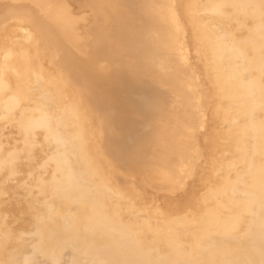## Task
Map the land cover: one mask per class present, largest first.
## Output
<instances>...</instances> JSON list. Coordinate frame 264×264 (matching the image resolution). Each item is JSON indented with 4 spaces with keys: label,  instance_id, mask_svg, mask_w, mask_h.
Returning a JSON list of instances; mask_svg holds the SVG:
<instances>
[{
    "label": "bare ground",
    "instance_id": "6f19581e",
    "mask_svg": "<svg viewBox=\"0 0 264 264\" xmlns=\"http://www.w3.org/2000/svg\"><path fill=\"white\" fill-rule=\"evenodd\" d=\"M58 1L29 2L39 18ZM174 1L89 0L96 22L83 37L61 5L46 21L24 7L28 27L7 26L0 137L12 124L22 141L9 150L1 137L0 169L17 172L26 157L49 170L20 183L15 210L30 213L35 239L1 226L0 264H264V0ZM199 146L207 167L185 202L154 205L120 186L119 171L179 187ZM29 245L47 262L20 261Z\"/></svg>",
    "mask_w": 264,
    "mask_h": 264
},
{
    "label": "rangeland",
    "instance_id": "374dc122",
    "mask_svg": "<svg viewBox=\"0 0 264 264\" xmlns=\"http://www.w3.org/2000/svg\"><path fill=\"white\" fill-rule=\"evenodd\" d=\"M12 0H0V18H2V19H0L1 21H0V41H1V43L4 41L3 40V36L2 35H4V37L6 38V32L8 31V34H9V31L10 32H12L13 31V29L15 30L16 29V27L17 26H19V27H22V26H20V24L21 23H24V24H22V25H24V26H26V24L28 23V22H25L24 20H22L23 22H20L19 21V19L21 20V18H20V16H17V14L19 15L20 13H22V11H23V8H24V11H23V15H21V16H23V17H25V18H29L28 16H29V14L27 15V14H25L24 12H27V13H29L30 12V15H31V13L33 12V10H35L34 11V13L36 12V15L38 14V12L36 11V7H34V3H30L28 0H14V1H12ZM32 1H34L35 3H36V1H38V0H32ZM43 1L44 0H42V2H40V1H38L37 3H41V4H37V6L38 7H40L41 5H42V3H43ZM48 1V0H47ZM46 1V2H47ZM62 2V1H65L64 3L62 2L60 5L61 6H63V9H64V6H66V10L65 11H68L69 12V14L67 13V14H65L66 12H64L63 11V9H61L60 8V5H59V3L58 4H56L55 6H54V4L57 2H54V3H51V5H48V6H50V8H48L49 10L54 6L55 8H56V6L58 5L59 6V9H60V11L62 10V12L65 14V15H67L68 17L69 16H71L70 18H71V21L74 23V25H73V23H72V25H73V28L75 27L76 28V26H77V28H78V30H79V33L77 32H75L76 34H78V35H81L82 37H83V34H85V31H86V29L88 30V28H90L92 25H93V23L95 24V20H94V17H92V16H89V15H94L93 14V12H92V10L90 11V9H89V6H88V2H89V0H59L58 2ZM174 1V0H173ZM178 0H175L174 2H177ZM12 4H11V3ZM27 2V3H26ZM46 2L44 1V3H43V6L45 7V8H47V6H46ZM10 3V4H9ZM48 4H50L49 2H47ZM68 3V4H67ZM20 4V5H19ZM45 4V5H44ZM52 4H53V6H52ZM64 4V5H63ZM81 4V5H80ZM9 5V6H8ZM13 5V6H12ZM15 5H17V7L15 6ZM30 5H33V6H30ZM8 6V7H7ZM14 6L16 7V8H14ZM20 6H23V7H21V8H19ZM42 6V7H43ZM58 6H57V10H59L58 9ZM10 7V8H9ZM34 7V8H33ZM44 7H43V9H44ZM2 8H3V10H2ZM9 8V9H8ZM33 8V9H32ZM36 8V9H35ZM10 9H12V10H10ZM19 9H21V10H19ZM31 9V10H30ZM48 9H44V10H42V9H40V10H42L39 14H41V15H39L40 17V20L41 21H43V20H45L44 18L46 17V15H45V12H47L48 13ZM10 10V11H9ZM14 10L16 11L15 13H14ZM19 10V11H18ZM26 10V11H25ZM38 10H39V8H38ZM39 10V11H40ZM84 10V11H83ZM12 11V12H11ZM59 11V12H60ZM44 12V13H43ZM14 13V14H13ZM34 13H32L33 15H31V16H34L33 18H35L36 17V15L34 14ZM70 13H71V15H70ZM88 13V14H87ZM5 14V15H4ZM9 14V15H8ZM15 14H16V16H15ZM24 14H25V16H24ZM44 15V18H43V20L41 19L42 17H43V15ZM1 15H3V16H1ZM12 15V16H11ZM88 15V16H87ZM4 16H6V18L4 17ZM86 16V17H85ZM93 19H92V18ZM9 18V19H8ZM11 18H13V19H11ZM15 18V19H14ZM37 18H38V15H37ZM38 18V19H39ZM75 18V19H74ZM18 19V20H17ZM23 19V18H22ZM32 19V18H31ZM77 19V20H76ZM35 21L37 20V19H34ZM47 20V19H46ZM45 20V21H46ZM95 22H94V21ZM18 21H19V23H18ZM1 22L2 23H4V24H2L1 25ZM7 22V23H6ZM16 22H17V24H16ZM39 22V20H37V22H35V24H36V28L34 27V25L32 24L33 22H31L30 24H29V26L30 27H32L33 29H35L37 32H39V31H41L42 29L44 30L45 28H41L40 27V24L38 23ZM75 22H76V24H75ZM78 22V23H77ZM93 22V23H92ZM26 23V24H25ZM9 24L12 26V27H15V28H13V29H11V28H8V27H10L9 26ZM92 24V25H91ZM16 25V26H15ZM38 25H39V27L41 28L40 30H39V28H38ZM91 25V26H90ZM3 26V27H2ZM8 26V27H7ZM19 27H17V28H19ZM26 27H28V26H26ZM76 28V29H77ZM82 28V29H81ZM76 29H74L75 31H76ZM47 30V29H46ZM82 30V31H81ZM84 31V32H83ZM46 32V31H45ZM82 32V33H81ZM35 35L37 36V34H36V32H35ZM38 36H39V33H38ZM80 36V37H81ZM4 43V42H3ZM2 45V44H1ZM39 46H40V44H39ZM39 46H38V48H39ZM42 46V45H41ZM40 46V47H41ZM42 48H43V46H42ZM40 50V49H39ZM45 49L43 48V49H41L40 51H41V53H42V55H43V66L44 67H48V69H50V67H51V65H50V63H52V61H51V58L53 57H51V55H50V53L49 52H45L44 51ZM48 54V55H47ZM50 57V58H49ZM50 59V60H49ZM45 60H47V63H46V61ZM51 61V62H50ZM46 63V64H45ZM133 92H136V91H133ZM132 92V93H133ZM139 91H137L136 93H133V95H132V93H131V95L134 97V98H139L140 96V98H142L143 96H145V94L144 93H142V92H139ZM135 94V95H134ZM137 95V96H136ZM143 95V96H142ZM139 96V97H138ZM136 98V99H137ZM16 112V111H15ZM14 112V113H15ZM2 121V122H1ZM4 122L6 123V121L4 120H0V126H2V124L3 125H5L4 124ZM208 123H210V121L209 120H207V123L206 124H208ZM8 124H6V126H7ZM11 126L9 127V131H10V133H11V135H10V133L8 132V134L6 133L4 136L2 135L1 137H2V140L1 141H3L2 143H4V145H2L3 147H5V148H7V149H9V150H11V149H13L15 146H16V144L18 145V143H20L21 141H22V139H21V136L19 135V133L17 132V130H16V128H14V126H12V124H10ZM207 126V125H206ZM205 126V127H206ZM12 128H14V130L12 129ZM209 128V127H208ZM10 129H12V130H10ZM206 130H207V127H206ZM5 131H8V128H7V130H5ZM15 131V134L13 133L12 134V132H14ZM197 131V130H196ZM204 132H207V131H205V128H199V130L195 133V138H197V137H199V136H197L196 134L198 133V135H202L203 136V134H204ZM7 135V137L6 138H4L5 136ZM16 135V136H15ZM11 136H13V137H11ZM15 136V137H14ZM18 136V137H17ZM1 137H0V139H1ZM9 137V138H8ZM11 138V139H10ZM8 139V140H7ZM14 139H16V140H14ZM4 141H10L9 143H11V146L9 145H7L8 144V142H4ZM13 141L15 142V143H13ZM13 144V145H12ZM14 144H15V146H14ZM20 145V144H19ZM11 148V149H10ZM201 150H203L204 152L205 151H207L206 153H204L203 151H201ZM199 154H201L200 155V157H199V159L195 162V163H199L200 164V166H199V164H197V167H195L194 168V166H193V168L191 169V170H189V172H188V175L186 176V177H184L183 178V182H182V184L179 186V187H177V188H170V187H167V186H165V185H163V184H161V182H158V181H151L152 182V184H151V182H150V184L149 183H145V182H141L140 180V177L138 178V175H137V177L135 178L134 176H136L135 174H133V175H128V176H126L127 174H125V173H123V175L124 176H122V171H119L118 172V174L120 175V176H122L121 178H120V176H119V180H120V186L122 185H125V187H131L134 191H136V193L138 194V195H140L141 197H146L147 199L148 198H150L151 200V202L155 205V204H158L159 202H161V203H163L164 205L166 204V202H170V203H172L171 201H173V204L175 203V204H181V203H183V202H185L186 200L184 199V198H186L187 199V197L189 196V194H191V193H193L192 191H194V188H197L198 186H200V181L202 180H200L199 178H201L202 177V175H204L203 174V170H206V167H207V158H206V156H208V155H206L205 156V154H207L208 153V149L207 148H202L201 146H199ZM202 154H203V156H205V159H203V157H201L202 156ZM25 158V159H24ZM201 158V159H200ZM27 158L26 157H21L19 160H18V162L21 164V165H19V167H17V172H19V173H22V174H19V173H17L16 172V170L14 171V173L16 174V176H15V174L12 172V174H11V172L9 173L10 175H12V177H10L9 176V174H7L9 171H7L6 172V170L7 169H4L3 171L4 172H2L1 171V169H0V171H1V173H0V179L2 178V180L1 181H3V182H1L0 181V183H3V185L2 186H4V188L1 186V184H0V186L2 187H0V198H2L3 196H2V194H4V196L5 197H3L2 198V201H1V199H0V213L2 214H0L1 216H0V221L1 220H3V221H1L4 225H2V223H1V225H0V227L2 228V229H4V228H8L12 233H13V235H14V237H15V240H17V238L19 237V235H22V236H20L22 239H19L18 241H21V242H26V240L28 241L29 240V238H28V236L30 237L31 235H28L29 233H31V234H33V231H34V228H33V226H34V224L32 223L33 221H31V218H30V213L29 212H23V211H21L20 209V206L21 205H23V203L25 202V200H26V196H27V193H26V188H24L26 185V182H28V181H24L25 179L26 180H28L27 179V177H29L28 175H30L29 173H31L32 172V174H31V178L29 179V180H31L32 179V177H34L33 175H34V173H39L40 174V176H42L41 174L43 173V174H47V170H49V167L47 166L48 164H46L47 163V159H43V161L45 162V164H46V166H45V164H43L42 163V160H40V159H38L37 158V161H35V160H32L33 162H30L29 161V163H28V160H26ZM24 160V161H23ZM40 160V161H39ZM23 161V162H22ZM201 161V162H200ZM203 161V162H202ZM31 163V164H30ZM35 163V164H34ZM39 163V164H38ZM25 166H24V165ZM30 164V165H29ZM204 164V165H203ZM36 165H38V168L36 167ZM42 165V169H40L41 166ZM205 166V167H204ZM27 167V168H26ZM40 167V168H39ZM202 167H204L203 169H201ZM22 168V169H21ZM34 168V169H33ZM21 169V170H20ZM25 169V170H24ZM30 169V170H29ZM39 169H40V171H39ZM195 169H198L197 171H199V174H194L195 172H197ZM34 170H35V172H34ZM42 170V171H41ZM24 171V172H23ZM29 173H28V172ZM44 171V172H43ZM26 172L28 173V174H26ZM34 172V173H33ZM41 172V173H40ZM202 172V173H201ZM205 172V171H204ZM191 173H193V175L191 174ZM195 175V176H194ZM198 175V176H197ZM200 175V176H199ZM6 176V178H8L9 177V179H11L12 180V182L10 183L9 181H11V180H8V179H6V178H4V180H3V177H5ZM18 176V177H17ZM43 176H46V175H43ZM16 179V180H13L14 178ZM127 179H126V178ZM199 177V178H198ZM18 178V179H17ZM123 178V180H124V182L121 180ZM137 178H138V181L140 182H138L137 181ZM189 178V179H188ZM197 178V179H196ZM6 179V180H5ZM126 179V180H125ZM131 179H132V181H131ZM140 179V180H139ZM22 180H23V184H24V182H25V186H23V184H20L21 182H22ZM6 181V182H5ZM13 181H15V182H17V183H15V182H13ZM126 181V182H125ZM129 181H131L132 183H130ZM189 181L191 182L190 183V185L187 187V184L189 183ZM128 182H129V184H128ZM134 182V183H133ZM135 182H136V184H135ZM186 182V183H185ZM5 183V184H4ZM8 183H10V184H8ZM153 183H155L154 185H153ZM14 184H15V186H14ZM19 184V185H18ZM132 184V185H131ZM135 184V185H134ZM139 184V185H138ZM147 184H148V187H147ZM191 184H192V186H191ZM128 185V186H127ZM142 185V186H141ZM150 185V186H149ZM17 186V187H16ZM19 186H21L20 188L22 189H20L19 188ZM132 186H134V187H132ZM186 186V187H185ZM192 187H194V188H192ZM8 188V189H7ZM10 188V189H9ZM123 188V187H122ZM153 188V189H152ZM164 188H165V190H164ZM199 188V187H198ZM5 189V190H4ZM12 189V190H11ZM190 189V190H189ZM193 189V190H192ZM3 190V191H2ZM25 190V191H24ZM159 190V191H158ZM162 192H161V191ZM195 190H198V189H195ZM203 190V189H202ZM201 190V191H202ZM8 191H10V192H8ZM14 191H17V192H15L16 194V196L14 197ZM137 191H139V192H137ZM166 191H168V192H166ZM186 191V192H185ZM188 191L190 192V193H188ZM19 192V193H18ZM203 192V191H202ZM202 192H200V193H202ZM5 193H8L7 194V196L5 195ZM18 193V194H17ZM141 193H143V194H141ZM144 193H145V195H147V194H149V195H147V196H143L144 195ZM179 193H181V194H183L184 193V195H179ZM198 194H200L199 192H197ZM22 195V197L24 196V198H20L19 199V195ZM151 194H153V195H155V197H153V196H151ZM168 194V195H167ZM173 194H175V195H177L178 197H175V195H173ZM188 194V195H187ZM11 195V196H10ZM20 195V196H21ZM158 195V196H157ZM159 195H161V197L159 196ZM162 195H165V196H162ZM185 195H187L186 197H185ZM166 196H168V197H166ZM181 196V197H180ZM13 197V198H12ZM165 197H166V199H165ZM169 197H171V198H169ZM172 197H174V198H172ZM9 198H11L10 200H8ZM15 198H17V199H15ZM157 198H159L160 200H158ZM177 198H181V199H177ZM6 199V200H5ZM13 199V200H12ZM19 199V200H18ZM176 199V200H175ZM4 200L5 201H7L6 203L4 202ZM24 200V201H23ZM155 201V202H153V201ZM161 200H163V201H161ZM184 200V201H183ZM20 201V202H19ZM158 201V202H157ZM181 201H183V202H181ZM1 202H3V203H1ZM8 202H9V204H8ZM10 202H12V204L10 203ZM14 202V203H13ZM4 203H5V205H4ZM161 203H159V204H161ZM11 204V205H10ZM18 204V205H17ZM163 204H161L162 206H163ZM20 208L19 209V211L16 209L15 210V208H18L17 206ZM20 205V206H19ZM157 206H159V205H157ZM7 209V210H6ZM12 209V210H11ZM10 212V213H9ZM11 212H13V213H11ZM20 212V213H19ZM23 212V213H22ZM5 213V214H4ZM139 213V212H138ZM141 214L140 215H144V212H140ZM4 214V215H3ZM13 214V215H12ZM23 215V216H22ZM27 217H26V216ZM3 216V217H2ZM5 216V217H4ZM10 216L12 217V219L10 218ZM17 216V217H16ZM29 216V217H28ZM19 218V219H18ZM24 218V219H23ZM20 220H21V222H20ZM30 220V221H29ZM5 221V222H4ZM11 222V223H10ZM15 222V223H14ZM28 222V223H27ZM7 223V224H6ZM20 223V224H19ZM15 224V225H14ZM28 225V226H27ZM31 225H32V227H31ZM6 226V227H5ZM9 226H10V228H9ZM14 226H16V227H14ZM13 227V228H12ZM1 228H0V231H1ZM12 228V229H11ZM15 228V229H14ZM13 229L15 230V231H13ZM28 229V230H27ZM17 230V231H16ZM20 230V231H19ZM23 231L24 232H26L27 234H25V233H23ZM21 233V234H19L18 235V233ZM1 233V232H0ZM24 235H28L27 237L25 236V238L23 237ZM17 236V237H16ZM33 236V235H32ZM31 236V237H32ZM31 239H35V235H34V237H32V238H30V240ZM30 240H29V242H30ZM33 240H31V241H33ZM31 245V244H30ZM30 245H29V247H28V249H27V247L25 248L26 250L25 251H27V253L29 254V250L31 251L30 252V255H28L27 253L26 254H24V255H21L20 254V257L21 256H23L22 258H20V257H18L19 258V260L21 261V259L23 260V258H25V256L26 257H29V258H31V259H37V262H39L38 261V258H41L40 259V263H41V261L43 262V260H45V262H47V260L45 259V258H43L42 259V256L41 255H37V257H36V255L34 256V257H31L32 256V252H34L33 251V248L32 249H29L30 248ZM69 249H67V250H64V251H66V253L64 254L65 255V257H68V256H66V254L68 255V254H70V253H68V252H70V251H68ZM24 251V252H25ZM68 251V252H67ZM35 253H37L36 251H35ZM23 254V253H22ZM41 256V257H40ZM44 263V262H43ZM42 263V264H43Z\"/></svg>",
    "mask_w": 264,
    "mask_h": 264
}]
</instances>
